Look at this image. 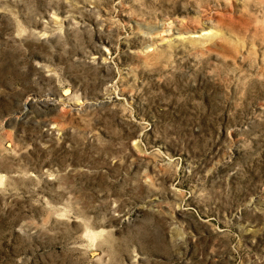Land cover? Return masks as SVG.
Here are the masks:
<instances>
[{
    "label": "rangeland",
    "instance_id": "1",
    "mask_svg": "<svg viewBox=\"0 0 264 264\" xmlns=\"http://www.w3.org/2000/svg\"><path fill=\"white\" fill-rule=\"evenodd\" d=\"M0 264H264V0H0Z\"/></svg>",
    "mask_w": 264,
    "mask_h": 264
}]
</instances>
